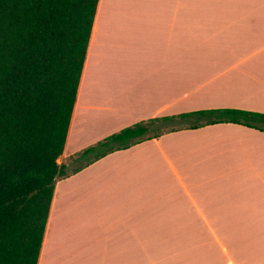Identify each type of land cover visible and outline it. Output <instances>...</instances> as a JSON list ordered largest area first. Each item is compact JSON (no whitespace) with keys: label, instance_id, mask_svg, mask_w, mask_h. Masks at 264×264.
<instances>
[{"label":"crops","instance_id":"1","mask_svg":"<svg viewBox=\"0 0 264 264\" xmlns=\"http://www.w3.org/2000/svg\"><path fill=\"white\" fill-rule=\"evenodd\" d=\"M211 108L264 113V0H99L63 155ZM38 264H264V131L183 128L59 179Z\"/></svg>","mask_w":264,"mask_h":264},{"label":"trees","instance_id":"2","mask_svg":"<svg viewBox=\"0 0 264 264\" xmlns=\"http://www.w3.org/2000/svg\"><path fill=\"white\" fill-rule=\"evenodd\" d=\"M99 0H0V264H38L57 181L107 154L183 128L264 113L211 108L126 126L61 163Z\"/></svg>","mask_w":264,"mask_h":264},{"label":"rangeland","instance_id":"3","mask_svg":"<svg viewBox=\"0 0 264 264\" xmlns=\"http://www.w3.org/2000/svg\"><path fill=\"white\" fill-rule=\"evenodd\" d=\"M72 155H73V153H71V154H66V155H62V157L59 159V161H60L61 163L69 164L70 167L72 168L73 166H75V164H72V158H73ZM49 237H50V236H49ZM49 237H48L47 242H46L47 248H50V246L53 247V240H52V242H51V239H50ZM57 245L59 246L60 243H57Z\"/></svg>","mask_w":264,"mask_h":264}]
</instances>
